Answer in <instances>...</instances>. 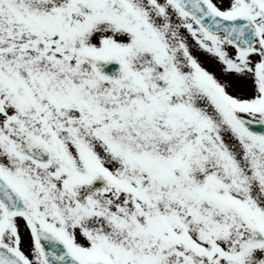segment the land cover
Masks as SVG:
<instances>
[{
  "label": "snow or ice",
  "instance_id": "6c2138e0",
  "mask_svg": "<svg viewBox=\"0 0 264 264\" xmlns=\"http://www.w3.org/2000/svg\"><path fill=\"white\" fill-rule=\"evenodd\" d=\"M0 264H264V0H0Z\"/></svg>",
  "mask_w": 264,
  "mask_h": 264
}]
</instances>
